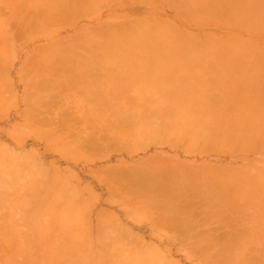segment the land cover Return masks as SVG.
Wrapping results in <instances>:
<instances>
[{"label": "rangeland", "instance_id": "rangeland-1", "mask_svg": "<svg viewBox=\"0 0 264 264\" xmlns=\"http://www.w3.org/2000/svg\"><path fill=\"white\" fill-rule=\"evenodd\" d=\"M40 2L0 0V264H264V0Z\"/></svg>", "mask_w": 264, "mask_h": 264}, {"label": "crops", "instance_id": "crops-1", "mask_svg": "<svg viewBox=\"0 0 264 264\" xmlns=\"http://www.w3.org/2000/svg\"><path fill=\"white\" fill-rule=\"evenodd\" d=\"M114 58L115 57H109L108 59L109 60H113ZM115 59H121V60L127 59L129 61H137V63H139V64H145V63L151 64V63H153L155 65L153 67H150L148 65V67L146 66L145 68H139L138 70H142L145 74H148V76H152V79L153 80H154V77L163 78L162 79V83H168V84H170V83H172V82L175 81L174 80L175 78H173L174 75L179 74V73H185V72H187V74H188L189 71H184V70H189V69H186V68H188L187 67L188 65H196L197 64L196 62L205 61V59H196V58H134V57H129V58H115ZM206 60L209 61V59H206ZM212 61H219L218 63H220L222 65L221 66H218L217 63H215L214 66H216V67H214V66H206L207 68H209L210 71H212L214 73L213 75H214V78H215L214 79L215 82H213V84L212 83H209L210 86H214L215 87L217 85L216 82L220 80V78H217V77L219 75H222V74L223 75H226L228 72H232L233 74L239 73V75L242 74V73H244V72L247 75L250 73V69L249 70L248 69H243V66L241 65L243 63H240V61H233V60H228V59H225V60H223V59H212ZM131 63L134 64V62H131ZM131 63H129V64H131ZM162 63H164V64H162ZM232 63L233 64H237V65H235L234 67H231V66H233ZM174 64H180V66H174ZM206 64H208V62ZM156 65H158L159 67H157ZM184 67H186V68H184ZM57 68L58 67H56V66H54L52 68V74H58L57 73L58 72L57 70H59V69H57ZM233 68H236V69H233ZM91 69H92V72L90 71L91 72L90 74H92V73L95 72L93 70L94 68L91 67ZM96 70L98 71V69H96ZM100 72L107 73L108 70H100ZM50 81H52V80H50ZM59 84H60V81L58 82V85ZM161 88H164V87H161ZM60 96H61V94L58 95V99H60ZM184 111H185V113H183ZM181 112L183 114H181ZM190 112H191L190 109H187V110H177V111H175V113H176L175 115H177L179 117H182L184 119V121H183L184 123L182 124V125H184V124H187V122H188L187 116L188 115H191ZM205 112H206L205 110H202L201 109V110L196 111V114H201V113H205ZM192 121H194V119ZM192 124H194V123H192ZM199 124L200 125H196L197 127H195V125L194 126L193 125H185V126L192 127L195 130H198V129L201 130L202 129V126H203L201 124V121H200ZM173 127H174L173 130H174L175 133L179 134L181 132V129H182V126L181 125H173ZM171 129L172 128H170V127L169 128L166 127V130L170 134H172L171 133ZM221 130L222 131H224V130L226 131V128H223L222 127ZM220 133L217 134L218 137H221V134ZM175 210H177L178 212L179 211H184V208L182 209L181 207H176V208L174 207L173 208V212L174 213H175ZM176 214H174V216ZM179 214H183V213L179 212ZM211 214L212 213H209V215H211ZM182 227L183 228H180L181 230L178 229V231L182 232V233H180V232L179 233L182 234V235L185 234V233L188 234L189 230H186L184 228V227H186L185 224ZM221 227H222V223H220L215 228V229L218 228L217 230H219V231H216L215 229H213V231H212V229H211V231L208 230L210 233L207 230L204 231V232L202 231L201 233L204 235V237H202V238H206V240L205 239H200V241H203V240H205V241H215V240L222 239V236L226 233V231H223L221 229ZM245 231H248V230H245ZM245 231H241L239 234L245 233L244 236H247V237L250 234H255V230H253V229L250 230V232H245ZM208 234H210V235H208ZM241 236H243V235H241Z\"/></svg>", "mask_w": 264, "mask_h": 264}, {"label": "bare ground", "instance_id": "bare-ground-1", "mask_svg": "<svg viewBox=\"0 0 264 264\" xmlns=\"http://www.w3.org/2000/svg\"><path fill=\"white\" fill-rule=\"evenodd\" d=\"M41 2H42V0H41ZM41 2H40V3H41ZM43 2H44V1H43ZM42 4H45V2L42 3ZM42 4H41V5H42ZM46 4H48V3H46ZM36 5H37V4H36ZM39 5H40V4H39ZM72 5H73V4H72ZM46 6H47V5H46ZM48 6H49V5H48ZM50 6H51V5H50ZM53 6H54V5H53ZM56 6H57V5H56ZM67 6H68V5H67ZM41 7H42V6H41ZM54 7H55V6H54ZM57 7H58V6H57ZM64 7H65V6H64ZM68 7H69V6H68ZM20 8H22V5L20 6ZM50 8H51V7H50ZM61 8H62V7H61ZM22 9H23V8H22ZM25 9H27V8H25ZM28 9H30V8L28 7ZM52 9H53V8H52ZM58 9H59V8H58ZM65 9H66V8H65ZM65 9H64V10H65ZM61 10H62V9H61ZM61 10H60V11H61ZM69 10H70V9H68L67 11H69ZM23 11H24V10H23ZM54 11H55V10H54ZM54 11H53V12H54ZM51 12H52V11H51ZM55 12H56V11H55ZM55 12H54V13H55ZM58 12H59V10H58ZM64 12L66 13V16H67V14H69V13H67L66 11H64ZM24 13H25V11H24ZM24 13H22V15H23ZM38 13H40V12H38ZM45 13H47V11H45ZM49 13H50V12H49ZM59 13H60V12H59ZM81 13H82V12H81ZM26 14H28V15L26 16V15L24 14V16H23L24 18H23V19L25 20V16L28 17V18L25 20V21H27V22L24 21V23H23L24 25H20V24H19L20 21H18L17 24H15V26H17V27H19V28H21V29H23V28L26 29L27 27L31 26V24H30L31 22H30V21H31V19H32L35 15H34V16H31V17H32V18H31V17L29 16V13H28L27 11H26ZM34 14H35V12H34ZM41 14L43 15L42 11H41ZM52 14H53V13H52ZM61 14H63V13H61ZM61 14H60V15H61ZM72 14H73V13H72ZM36 16L38 17V16H40V14H38V15H36ZM55 16H57V13H56ZM66 16H65V17H66ZM37 17H34V18L36 19ZM61 17H62V16H61ZM34 18H33V19H34ZM41 18H42V17H41ZM45 18H46V17H45ZM51 18H54V17H51ZM63 18H64V17H63ZM63 18H62V19H63ZM18 19H19V18H18ZM21 19H22V18H21ZM35 19H34V20H35ZM38 19H40V18H38ZM54 19H55V18H54ZM62 19H61V21H62ZM28 20H30V21H28ZM46 20H49V19H46ZM46 20H45V21H46ZM49 21H50V20H49ZM51 21H52V19H51ZM51 21H50V24H51ZM53 21H54V20H53ZM53 21H52V22H53ZM59 21H60V20H59ZM25 23H27V25H25ZM32 23H33V22H32ZM46 23H47V22H46ZM25 29H24V30H25ZM16 34H18V33H16ZM140 38H141V37H140ZM140 38H139V40H142V39H143V38H142V39H140ZM133 40H134V39H133ZM136 40H137V39H136ZM139 40H137V41H139ZM155 40L157 41V39H155ZM155 40H154V41H155ZM144 41H145V40L143 39V41H140V42H144ZM133 42H134V41H133ZM238 46H239V47H238ZM238 46H236V48L233 47L235 54H237V50H238V49H240V50L243 49V46H241L240 44H238ZM183 48H186V49H187L186 46L183 47ZM181 50L185 51V50L182 49V48H181ZM181 52H182V51H181ZM240 53H244V52L240 51ZM225 58H226V57H225ZM237 58H239V57H237ZM55 84H56V82H55ZM57 84H58V83H57ZM44 85H45V84H44ZM32 89H34V88H32ZM43 89H44V88H43ZM39 90H40V89H39ZM45 90H46V89H45ZM29 91H30V90H29ZM32 91H33V90H32ZM28 93H30V92H28ZM42 93H43V92H42ZM29 95H30V94H29ZM25 97H26V96H25ZM37 100H39V99H37ZM49 100H50V99H49ZM51 100H52V99H51ZM45 101H46V100H45ZM46 102H48V101H46ZM46 102H44V101H41L40 103L38 102V103H39L38 107H39V106H40V107L44 106V105L46 104ZM51 102H52V101H51ZM48 106H49V105H48ZM30 109H31V108H30ZM34 111H35V110H34ZM40 111H41V110H40ZM45 111H46V110H45ZM31 112H32V111L29 110V114H31ZM137 112H138V111H137ZM44 113H45V112H44ZM183 113H185V111H184ZM183 113L181 112V114H183ZM49 119H50V118H49ZM44 120H45V119H44ZM50 121H51V120H50ZM43 122H45V121H43ZM190 123H191V122H190ZM193 123H194V121H193ZM195 123H196V125L198 124V122H195ZM195 123H194V124H195ZM255 124H256V123H252V126H253V125L255 126ZM260 124H261V123H260ZM260 124H259V125H260ZM196 125H195V127H197ZM250 125H251V124H250ZM259 125H258V126H259ZM193 126H194V125H193ZM260 126H261V128L264 127L263 125H260ZM256 127H257V126H256ZM257 128H260V127H257ZM257 128H255L253 132L256 133L257 136H260V135H258V133H261V132L259 131V132L257 133V132H256V131H257ZM240 129H242V128H239V131L243 132V131H242L243 129H242V130H240ZM252 130H253V128H252ZM258 130H259V129H258ZM260 130H263L262 133H264V128H263V129H260ZM218 132H219V131H218ZM220 132L222 133V134L220 133L221 135L225 134V131H222V130H221ZM223 132H224V133H223ZM262 133H261V136L264 135V134H262ZM217 134H218V133H217ZM244 135H245V134H244ZM261 136H260V137H261ZM220 138H221V137H220ZM223 138H224V137H222V139H223ZM119 144H120V143H119ZM120 145H122V144H120ZM136 183H137V182H136ZM136 183H135V184L133 183V185L136 186ZM138 184H139V183H138ZM138 184H137V185H138ZM140 186H141V185H140ZM140 186H139V187H140ZM181 208H182V207H181ZM182 209H183V208H182ZM177 210H178V209H177ZM177 210H175V213H174V214H176V212H178ZM182 212H183V211H182ZM182 212H181V213H182ZM178 213H179V212H178ZM187 213H188V212H187ZM195 213H196V212H195ZM200 213H201V212H200ZM200 213H198V214L200 215ZM204 213H205V212H204ZM185 214H186V213H184L183 215H185ZM192 214H193V213H192ZM207 214H208V213H207ZM214 214H215V213H214ZM176 215H177V214H176ZM176 215H175V218H177ZM190 215H191V214L189 213V216H190ZM199 215H198V216H199ZM173 216H174V215H173ZM177 216H178V215H177ZM179 216H180V215H179ZM190 217H191V216H190ZM192 217H193V216H192ZM197 218H198V217H197ZM177 219H178V218H177ZM187 219H188V218H187ZM187 219H186V220H187ZM175 221L177 222L176 219H175ZM226 221H227V220H226ZM178 222H180V220H179ZM194 222H195V221H194ZM228 223H229V222H228ZM180 224H182V223L180 222ZM187 224H188V223H187ZM187 224H185V226H186ZM205 224H206V223H205ZM205 224H204V225H205ZM231 224H232V223H231ZM183 225H184V224H183ZM235 225H236V224H235ZM187 226H188V225H187ZM192 227H193V226H192ZM178 228H179V227H178ZM190 228H191V227H190ZM193 228H194V227H193ZM193 228H192V229H193ZM211 228H212V227H211ZM227 228H228V227H227ZM240 228H241V227H240ZM217 229H218V228H217ZM217 229H215V230H216V231H219V230H217ZM219 229H220V228H219ZM243 229H244V228H243ZM245 229H246V228H245ZM180 230H181V229H180ZM206 230H207V229H206ZM209 230L211 231L210 228H209ZM232 230H234V229L232 228ZM232 230H230L231 233H232L231 235H233L234 232L236 233V231L233 232ZM183 231H184V230H183ZM207 231H208V230H207ZM212 231H213V229H212ZM220 231H221V230H220ZM223 231H224V230H223ZM230 231L228 232V234H227V231H226V234L229 235ZM244 231H245V230H244ZM179 232H180V231H179ZM208 232H209V231H208ZM208 232H207V233H208ZM245 232H249V230H248V231H245ZM180 233H181V232H180ZM209 233H210V232H209ZM213 233H214V232H213ZM224 233H225V232H224ZM224 233H223V234H224ZM185 234H187V233H185ZM185 234H184V235H185ZM223 234H222V235H223ZM246 234H247V233H246ZM187 235H188V234H187ZM187 235H185V236H187ZM208 235H210V234H208ZM215 235H216V234H215ZM224 235H225V234H224ZM227 235H226V236H227ZM210 238H211V237H210Z\"/></svg>", "mask_w": 264, "mask_h": 264}]
</instances>
